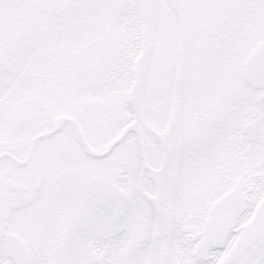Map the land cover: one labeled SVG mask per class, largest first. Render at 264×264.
I'll return each mask as SVG.
<instances>
[{
	"label": "snow or ice",
	"instance_id": "6c2138e0",
	"mask_svg": "<svg viewBox=\"0 0 264 264\" xmlns=\"http://www.w3.org/2000/svg\"><path fill=\"white\" fill-rule=\"evenodd\" d=\"M0 264H264V0H0Z\"/></svg>",
	"mask_w": 264,
	"mask_h": 264
}]
</instances>
